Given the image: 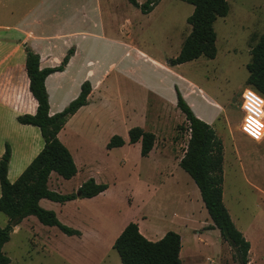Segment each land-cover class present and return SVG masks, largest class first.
I'll list each match as a JSON object with an SVG mask.
<instances>
[{
    "label": "rangeland",
    "instance_id": "1",
    "mask_svg": "<svg viewBox=\"0 0 264 264\" xmlns=\"http://www.w3.org/2000/svg\"><path fill=\"white\" fill-rule=\"evenodd\" d=\"M137 2L142 4L145 0ZM227 2L228 16L217 19L214 24L215 58L201 56L172 66L170 61L178 55L190 31L186 19L193 7L185 2L161 0L151 13L142 14L126 0H15V23L30 14L33 19H42L46 27L27 26L29 32L39 37L63 34V40L56 47L69 43L66 52L74 47L78 50L70 72L78 69L84 75L90 70L91 81L103 80L106 93V99L99 103L98 114L104 128L98 138L67 141L77 174L70 180L51 174L49 188L59 194H73L81 182L94 178L106 181L110 190L106 197L83 202L84 212L92 209L100 212L98 239L83 242L67 237L56 227L44 226L32 217L2 247L9 264H120L111 238L113 225H118L130 207V199L127 201L130 190L136 192L134 206L139 209L135 210L148 213L155 226L166 227L175 212L173 217L177 223L188 224L201 233L196 235L199 237L196 240L191 232L182 230L188 232L182 264H238L235 250L221 239L217 229H210L212 222L193 182L197 201H187L186 194L190 191L184 185V178L189 175L174 162L184 153L188 140L184 115L176 107V90L192 106L191 111L208 122L222 141L223 204L236 228L248 236L252 251L248 253L247 264H264V139L255 142L240 130L241 93L249 88L246 65L250 55L246 45H255L264 32L249 34L245 26L256 16L264 19V0ZM1 23L9 22L2 20ZM32 43L41 42L28 44ZM70 72L60 80L66 89L75 83ZM50 93L54 98L53 90ZM147 97L149 122L155 118L156 106L169 115V120L160 127V135L167 139L163 145L165 151L156 162L153 160V166L158 165L160 172L163 167V174L169 167L173 177L161 175L159 171L149 175L150 180L157 183L160 178L164 184L154 199L158 200L153 203L156 205L145 208L141 200L146 193L141 185L133 182L134 172L143 173L144 169V166L140 168L136 149L106 150L105 136L112 121L117 123L115 130L121 132L118 121L124 115L133 121L139 119ZM5 127L11 130L9 123ZM46 201L47 207L42 208L55 210L61 221L74 225L80 222L77 206L63 207L61 203ZM187 220L190 222H184ZM6 224L7 218L0 213V228Z\"/></svg>",
    "mask_w": 264,
    "mask_h": 264
},
{
    "label": "trees",
    "instance_id": "2",
    "mask_svg": "<svg viewBox=\"0 0 264 264\" xmlns=\"http://www.w3.org/2000/svg\"><path fill=\"white\" fill-rule=\"evenodd\" d=\"M139 9L142 14H149L161 0H145L139 4L136 0H126ZM193 7L186 23L190 27L184 38L178 55L170 65H179L203 56L214 59L216 56V34L213 28L218 18L228 13L226 0H179ZM74 48H70L58 66L40 68V57L30 48L25 47V72L28 78V90L36 101L33 115H18L16 121L21 125L36 127L43 140L40 152L22 171L13 183L7 178L8 164L11 157L10 146L4 145L0 158V213L7 218V224L0 228V264H9L10 260L2 251L13 228L23 219L34 216L37 221L49 227H56L67 236H79V231L63 225L55 213L40 207L39 201L47 199L56 203H65L75 199H89L107 189V185L96 183L88 178L78 187L76 193L59 194L49 189L51 174L64 180H70L77 173V168L69 150L59 141L57 135L67 120L77 110L87 104L91 85L84 81L78 96L63 110L49 114V104L44 81L54 72L63 71ZM250 61L246 65L248 76L246 85L264 98V32L255 45L250 48ZM176 107L184 115L186 131L189 134L186 149L180 159L179 167L189 175L196 185L201 201L212 222L210 229H217L220 237L235 250V261L238 264L248 263L249 242L236 228L223 204V144L215 131L205 122L198 119L176 90ZM155 136L139 127L128 131V143L140 144L139 154L147 157L152 150ZM124 145V140L113 135L105 148L111 150ZM117 252L120 264H182L179 253L180 237L168 231L157 241L147 240L134 222H129L112 244Z\"/></svg>",
    "mask_w": 264,
    "mask_h": 264
},
{
    "label": "crops",
    "instance_id": "3",
    "mask_svg": "<svg viewBox=\"0 0 264 264\" xmlns=\"http://www.w3.org/2000/svg\"><path fill=\"white\" fill-rule=\"evenodd\" d=\"M228 13H229V9H228ZM228 13L224 18L228 16ZM2 20L7 21L9 23L2 24L1 23ZM20 20H22V22ZM20 20L19 21L17 20V22L15 23V0H0V158L4 153L5 144L3 143L4 141H7L9 143L8 145L10 146V150H11V157L9 160L8 170H7V178L11 183L16 181V179L19 177L22 171L26 168V166L40 152V150L43 147V140L40 136L39 130L36 127L21 125L16 121L18 115H22V114L33 115L36 111V101L31 96L28 90L29 81L25 72V59H26L25 47L30 48L33 52L39 55L40 68H50V67L58 66L60 64V62L62 61L65 55L66 49L70 45L69 43H66L62 45V47L60 48L56 47L58 41L63 40V36H64L63 34H56L55 36H48V37L46 36L39 37L36 36V34H33L32 32H29L27 30L26 28L27 26L35 27V29L46 27V25L43 24L44 21L42 19L41 20H38L36 18L33 19L32 15L28 14L26 16H22ZM214 24H213V28H214ZM245 28L249 32V34L254 32L261 34L264 31V19L262 18L260 19V17L256 16L252 19L251 24L245 26ZM260 29L263 30L260 32ZM33 41L34 42L39 41L41 43L39 44L32 43L31 45L28 44ZM251 47L246 45L247 53H249ZM77 51H78L77 48L74 47V53L70 57L63 71L54 72L50 74L49 76L46 77L44 81L45 90L48 98L50 115H53L63 110L73 99H75L78 96L80 92L81 84L84 81H87L86 79L90 81L88 82L91 85V92L87 98V104L79 108L77 112L67 120L64 127L57 135L59 141L67 149H68L67 141L69 142L70 139H74L75 141L82 139H86V140L96 139L98 138L100 132L104 128V125L102 124L100 120V116L98 114L100 107L99 103L103 101L104 97L106 99V93L102 88L103 80L95 79L94 81H91L90 78L92 77V75L90 70L85 72L84 75H80L78 73V69L73 73L70 72V68L73 64V61L77 56ZM68 72L71 73L73 80L75 81V83L71 86V89H68V85L66 89L60 81L65 77V75ZM50 89L53 90V92L55 93L54 98L51 96ZM187 104L190 108L192 107L191 105H189V103ZM142 106L143 108H141V110L142 109L143 110L140 114L141 117L139 119L133 121V119L130 116H125V115L124 117L120 118L118 124L121 127V132H117L115 130L114 126L117 123L112 121V124L109 125V129H108L109 132L105 136V141L108 142L113 135H118L124 140V145L114 149H122L124 147H133L136 149V154L138 158L141 160V162L139 161L140 168L142 170V167L144 166V169H143V173H140L141 171L134 172L136 175V179H134L133 182L138 185H141L142 189L144 190V193H146L144 199L141 200V203L144 204L145 205L144 207L146 208L150 205L151 206L156 205L153 203L157 202L158 200L155 201L154 199L158 197L159 192L162 190L164 184V180H160V178L158 179L157 183L156 180L153 181L150 180L149 175H151L152 172L159 171V174L162 173L161 175H164L166 177L168 176L173 177V173L171 172V169L169 171L168 169L169 167L165 169L166 170L165 174H163V167H162V171L160 172V167L158 165L155 167L153 166V160H155L156 162L157 157H161L165 151V150L163 151L164 148L163 145L167 139L160 135V131H161L160 127L161 124H163L167 118H168L167 120H169V115L163 114L162 112L163 109L161 108L158 109L156 106L155 112L157 111V113L155 115V118L149 122L148 97L146 98V101L143 102ZM194 115L198 119L208 124V122L204 121L195 113ZM7 123H9L11 126L10 131H8V129H6L5 127ZM133 127H139L146 132H151L155 136L153 148L149 152L147 157L140 156L139 143H135V144L128 143V131ZM157 145H160L159 148L157 147ZM182 156L183 154L179 158L174 160L178 168H179L178 163L182 158ZM223 163H224V157H223ZM178 168H176L175 171H177ZM189 178L187 177L186 179L184 178V182H185L184 185L187 188V190L190 191L188 195L186 194L187 201L189 202H191L192 200L197 201L196 198L198 197L199 191L198 193L196 192V189L192 184L193 181L191 178L190 179ZM94 180L96 183L107 185V189L93 198L75 199V200L67 201L62 204L63 207L69 205L77 206L75 210L77 216L79 217V219H81L80 222H76L77 223L76 225L72 224L71 222H63L59 219L57 212H55L54 210V213L57 219L59 220V222H61L63 225H67L68 227L79 231L80 233L79 236L66 235L67 237H76L78 240L84 242L86 239H98V237L100 236V226H99L100 212L99 211L94 212L93 209L90 211L85 210L84 212L82 207L84 206L83 203L84 201L90 202L91 200H95L100 197H106L110 190V185L103 180H99V179L98 180L94 179ZM81 183L77 186V189L81 185ZM135 194H136L135 190L129 191L127 201L128 199H130L131 201L130 204L128 202L130 207L128 208V211L125 212L124 217L119 219L118 225H113V235L111 238L112 244L114 240L117 238V236L122 232L124 227L129 222H134L137 224L140 234L150 241H157L161 239L164 236V234L168 231H173L177 233L180 237V243H181L179 256L180 259H182L184 252L186 250L185 241L187 239L188 232H191L192 236L195 237L196 240H198L199 238L196 235L197 234L200 235L201 233H199V231L195 232V229L189 227L188 224H180L179 222L177 223L176 222L177 219L173 217L176 215L175 212L172 213L171 219L168 220V225L166 227L161 228L162 226L160 227L158 224H156L155 226L153 222L150 220L151 216L148 215V213L143 212L142 209H140L139 211L135 210V209H139L138 207L134 206ZM46 200L47 199H41L39 201V205L41 207H47L44 206L47 205ZM78 206H80L81 208H79ZM32 217L34 216H29L23 219L17 226L13 228L11 234H13L15 231L22 230L23 226H26L25 225L26 222H28L29 220H33L31 219ZM184 222H190V221L187 220ZM197 224H195V226ZM27 227L30 228L31 226L30 227L27 226ZM183 229L187 230L188 232L182 231ZM211 230H215V229H211ZM32 234H33L32 236L35 237L36 234L34 232ZM244 238L248 240V242H250L247 235H245ZM251 251L252 250L250 249L249 252Z\"/></svg>",
    "mask_w": 264,
    "mask_h": 264
},
{
    "label": "built area",
    "instance_id": "4",
    "mask_svg": "<svg viewBox=\"0 0 264 264\" xmlns=\"http://www.w3.org/2000/svg\"><path fill=\"white\" fill-rule=\"evenodd\" d=\"M241 132L255 142L264 139V98L251 88L241 93Z\"/></svg>",
    "mask_w": 264,
    "mask_h": 264
}]
</instances>
